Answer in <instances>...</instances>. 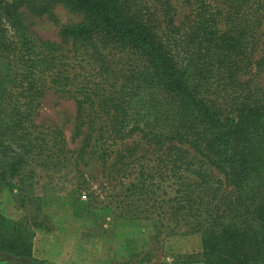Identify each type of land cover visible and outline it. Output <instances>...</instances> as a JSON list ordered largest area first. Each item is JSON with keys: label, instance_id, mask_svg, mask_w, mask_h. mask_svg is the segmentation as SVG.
<instances>
[{"label": "trees", "instance_id": "16d2710c", "mask_svg": "<svg viewBox=\"0 0 264 264\" xmlns=\"http://www.w3.org/2000/svg\"><path fill=\"white\" fill-rule=\"evenodd\" d=\"M184 1L176 23L172 0H0V188L73 168L89 206L105 191L118 216L201 234L206 264H264V94L242 79L264 71V0ZM59 4L83 15L60 42L22 21ZM49 92L76 103L78 151L35 119ZM34 237L2 218L0 264L38 261Z\"/></svg>", "mask_w": 264, "mask_h": 264}, {"label": "rangeland", "instance_id": "374dc122", "mask_svg": "<svg viewBox=\"0 0 264 264\" xmlns=\"http://www.w3.org/2000/svg\"><path fill=\"white\" fill-rule=\"evenodd\" d=\"M172 3L175 21L180 23L190 9L184 0ZM54 12L57 20L49 15L35 16L23 8L21 17L40 37L60 42L63 28L80 22L83 15L63 4ZM242 79H251L264 94V71L254 69ZM76 115L73 99L49 92L35 119L62 129L69 148L78 151L84 136L74 135ZM86 161L83 170L95 176L98 184L107 182L102 162L94 154H89ZM214 174L220 175L217 170ZM77 180L73 168L39 170L31 180L33 185L23 187L27 195L16 184L0 188V220L27 222L35 232L33 252L38 261L32 264H206L201 234L178 227L171 233L158 220L118 216L116 203H108L105 191L98 190L99 199H91L95 205L96 200H105L103 206H89L90 197L79 192ZM213 184L218 187V183Z\"/></svg>", "mask_w": 264, "mask_h": 264}]
</instances>
